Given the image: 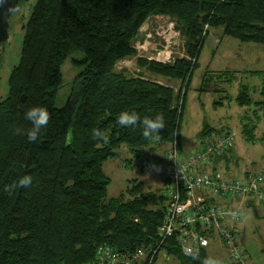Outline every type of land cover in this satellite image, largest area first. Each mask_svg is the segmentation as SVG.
<instances>
[{
  "label": "trees",
  "instance_id": "trees-1",
  "mask_svg": "<svg viewBox=\"0 0 264 264\" xmlns=\"http://www.w3.org/2000/svg\"><path fill=\"white\" fill-rule=\"evenodd\" d=\"M152 16L183 27L186 56L171 64L138 58L139 73L119 71L120 62L136 57L135 42ZM24 24L20 61L0 100V264H89L104 245L121 253L155 250L166 214L164 192L132 180L125 192L108 199L111 180L103 165L118 157L123 145L143 163L148 158L143 150L157 156L155 148L169 147L175 134L182 144L187 95L206 38L212 29H222L225 37L264 46V0H36ZM76 53L83 55L75 62L80 71L67 105L57 109L62 66ZM220 77L228 83L237 79L231 71ZM159 81L180 83L182 94ZM249 92L243 87L236 102L255 106L254 119L242 123L245 140L254 143L264 118V87L259 101ZM37 105L48 109L50 121L30 142L25 133L31 123L24 114ZM124 110L141 118L163 114L165 128L145 139L142 124L116 123ZM97 129L107 143L93 137ZM211 132L206 127L201 141ZM231 152L215 164H229ZM23 175L32 177L29 187L4 191ZM162 252L179 264H219L207 251L184 256L174 239L161 246L154 264ZM149 258L136 264H148Z\"/></svg>",
  "mask_w": 264,
  "mask_h": 264
},
{
  "label": "rangeland",
  "instance_id": "rangeland-1",
  "mask_svg": "<svg viewBox=\"0 0 264 264\" xmlns=\"http://www.w3.org/2000/svg\"><path fill=\"white\" fill-rule=\"evenodd\" d=\"M36 0H30L24 8L25 21H28ZM24 31L20 26L11 34L10 42L2 56V82L0 94L2 99L8 94L9 76L20 61ZM136 57L122 61L117 69H128L131 74H137L140 69L137 59L141 56L156 59L160 58L175 60L185 57V40L173 20L163 16L150 17L141 29L139 39L135 46ZM170 56V57H169ZM83 59L82 54H73L62 66L63 82L55 100V107L62 109L67 105L71 96L74 80L80 71L75 65L76 61ZM231 71L236 74V80L232 83L220 77V73ZM252 72L259 74L253 75ZM181 93L182 85L177 82L159 81ZM247 87L250 97L254 101L261 99L260 91L264 87V46L243 44L233 38L223 36L222 29H212L206 38L202 49L199 68L195 71L190 85L187 103L182 120L180 135L181 148L184 155H190L196 151L201 143L200 136L206 127H209L211 135L205 139H212L217 131L226 129L220 135L230 132L234 135V146L230 153L231 162H222L221 170L226 176L241 175L249 171H264V118L262 117L256 130V142L245 140L242 134V123L248 119H254L252 107H240L236 98L241 89ZM221 103V105H216ZM250 118H247V115ZM219 135V136H220ZM171 146V145H170ZM169 147H156L157 156H152L148 150H143L149 159L163 157ZM191 152V153H190ZM119 156L109 159L104 163L103 169L111 180L107 198H115L125 192L130 181L141 182L146 190L165 191L167 177L161 170L154 171L145 169L144 164L135 159L129 152L128 147L123 145ZM220 167V166H219ZM257 206V207H256ZM255 208H245L238 233L243 247L247 250L253 264H264V202L256 204ZM222 264H231L225 257L221 258ZM155 264H179L178 261L161 253Z\"/></svg>",
  "mask_w": 264,
  "mask_h": 264
},
{
  "label": "built area",
  "instance_id": "built-area-1",
  "mask_svg": "<svg viewBox=\"0 0 264 264\" xmlns=\"http://www.w3.org/2000/svg\"><path fill=\"white\" fill-rule=\"evenodd\" d=\"M139 47L140 44L135 49ZM160 55L146 59L164 64L173 62L170 58L162 60ZM233 146L234 135L227 132L201 141L196 151L184 155L175 134L162 158H147L143 162L145 169L161 170L167 177L164 191L167 206L158 229L159 246L155 250L121 253L104 245L97 249L95 260L89 264H136L149 255L148 264H154L161 246L171 239L186 257L200 255L219 242L231 264H253L241 244L238 224L245 207L264 202V171L226 176L215 160L228 154ZM184 249H191V253L186 254Z\"/></svg>",
  "mask_w": 264,
  "mask_h": 264
},
{
  "label": "clouds",
  "instance_id": "clouds-1",
  "mask_svg": "<svg viewBox=\"0 0 264 264\" xmlns=\"http://www.w3.org/2000/svg\"><path fill=\"white\" fill-rule=\"evenodd\" d=\"M24 116L31 123V127L26 130L25 134L30 142H34L37 140L41 130L48 126L50 113L45 106L37 105L27 109ZM116 123L122 128H135L138 123L142 124V135L145 139L159 135L160 130L165 128L164 116L160 113L151 117L145 116L141 118L135 111L124 110L116 117ZM93 137L103 140L104 143L108 142V137L98 129L93 132ZM70 139L71 134H69ZM32 182L30 175H23L17 182L5 186L4 191L10 193L17 186L27 188ZM184 251L186 254L191 253V249H184Z\"/></svg>",
  "mask_w": 264,
  "mask_h": 264
},
{
  "label": "water",
  "instance_id": "water-1",
  "mask_svg": "<svg viewBox=\"0 0 264 264\" xmlns=\"http://www.w3.org/2000/svg\"><path fill=\"white\" fill-rule=\"evenodd\" d=\"M30 0H0V58L5 48V44L10 42V20L23 7L22 4H26ZM176 31L183 33V27L176 26ZM2 82L1 71H0V86ZM2 96H0V100Z\"/></svg>",
  "mask_w": 264,
  "mask_h": 264
},
{
  "label": "crops",
  "instance_id": "crops-1",
  "mask_svg": "<svg viewBox=\"0 0 264 264\" xmlns=\"http://www.w3.org/2000/svg\"><path fill=\"white\" fill-rule=\"evenodd\" d=\"M182 146H183V144H182ZM191 153V152H190ZM220 168H221V166H220ZM255 206H256V204H253V205H248L247 207H249V208H254L255 210L257 209V208H255ZM247 207H245V208H247ZM257 207V206H256ZM244 208V209H245ZM207 254H208V256H209V258H210V260L211 261H213V260H215V261H217L219 264H222L221 263V259H220V257H219V255H221V258H226L228 261H229V259H228V254H227V251H226V249L223 247V245L221 244V243H219V242H216L215 244H213L212 245V247L211 248H209V250H207ZM230 263V262H229ZM254 263V262H253Z\"/></svg>",
  "mask_w": 264,
  "mask_h": 264
},
{
  "label": "flooded vegetation",
  "instance_id": "flooded-vegetation-1",
  "mask_svg": "<svg viewBox=\"0 0 264 264\" xmlns=\"http://www.w3.org/2000/svg\"><path fill=\"white\" fill-rule=\"evenodd\" d=\"M28 4H30V1L27 2V3L21 8V11L18 12L17 16L11 18V20H10V33H11V34H13L19 26H20V28H21L22 30L25 29V24H24V22H25L26 17H25V13H24V8H25ZM8 44H9V43L5 44V48H4L3 52H2V56L4 55V52L6 51ZM2 56H1V57H2ZM0 69H2V65H1V68H0Z\"/></svg>",
  "mask_w": 264,
  "mask_h": 264
}]
</instances>
